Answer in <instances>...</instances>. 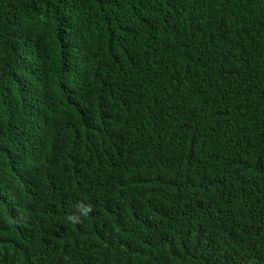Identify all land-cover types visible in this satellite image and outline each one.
<instances>
[{"label":"trees","instance_id":"1","mask_svg":"<svg viewBox=\"0 0 264 264\" xmlns=\"http://www.w3.org/2000/svg\"><path fill=\"white\" fill-rule=\"evenodd\" d=\"M0 264H264V0H0Z\"/></svg>","mask_w":264,"mask_h":264}]
</instances>
